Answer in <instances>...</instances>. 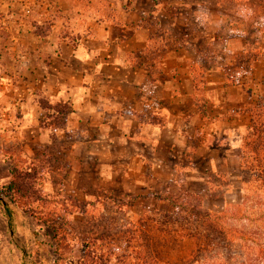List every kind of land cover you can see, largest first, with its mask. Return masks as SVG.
Segmentation results:
<instances>
[{"label": "crops", "instance_id": "0c3cea01", "mask_svg": "<svg viewBox=\"0 0 264 264\" xmlns=\"http://www.w3.org/2000/svg\"><path fill=\"white\" fill-rule=\"evenodd\" d=\"M91 1L76 9L86 21H77L75 41L37 34L19 18L29 9L11 12L10 34L0 37L3 165L19 169L14 163L43 156L60 163L64 189L78 191L85 179L98 192L120 187L134 194L133 208L169 203L171 190L206 182L219 161L240 160L250 124L244 85H263L264 54L249 74L229 79L253 46L227 28L221 8L196 0Z\"/></svg>", "mask_w": 264, "mask_h": 264}, {"label": "rangeland", "instance_id": "374dc122", "mask_svg": "<svg viewBox=\"0 0 264 264\" xmlns=\"http://www.w3.org/2000/svg\"><path fill=\"white\" fill-rule=\"evenodd\" d=\"M196 1L206 3L207 9L211 11L221 8L222 19L227 28L232 25L230 27L238 28L249 38L248 41L253 46V52L250 54H264V46H261L264 45V0H223L220 5L216 0ZM91 3V0H0V37L5 39V36L10 34L9 26L11 22H15V13L12 14V11L29 9L32 11L31 14L21 15L19 18L33 24L37 34H50L51 40L55 42L59 38L75 41L79 34L76 28L77 21L80 23L86 21V18L77 17L76 9L85 10ZM198 5L197 7H201V4ZM196 29L199 27L196 26ZM239 60L242 58L237 60L238 63ZM205 65L213 66L212 61L208 60ZM261 83L263 85L257 89L252 88L249 82L245 83L247 102L244 104L245 107L258 103L259 98L264 97V81ZM253 93L256 97L251 100L250 96ZM15 164L19 167L20 177L25 180V187L30 188V192L35 194L15 197L12 193L7 197L6 188L13 181L8 169H13V166H10L11 162L3 165L1 161L0 193L6 197L7 207L11 210L15 209L16 201L21 209L27 211L20 223L22 229L25 228L23 229L25 233L27 229L33 234L27 251L33 254L30 258L38 264H83L85 253L94 252L95 248L103 243L101 241L95 243L101 236L110 241L123 238L126 232L119 226L122 227L130 221L138 224L145 214L155 217L161 212L169 213L174 210L169 203H160L157 200L142 202L141 207L132 208L128 203L134 200L133 193H123L120 187L113 191L98 192L96 181L92 184L88 179L78 185L81 188L78 191L75 185L64 189L60 183V176L56 174L60 170V163L48 161L43 156L31 164H27L26 161H18ZM196 164V167L208 172V168L200 161H196ZM52 166L55 169L53 176L49 174ZM26 175H29L28 178ZM50 180H53L54 184H50ZM240 180V160H229L226 163L219 161L206 182L191 181L187 187H177L166 195L168 201L181 203L183 192H189L198 197L202 208L219 213L228 204L239 202L243 187ZM119 202H123V205ZM4 206L3 204L2 207ZM20 238L22 239V236ZM22 240L24 242V239ZM174 241L170 240L169 246L165 243L161 245L166 253L168 250L169 259L175 258L174 251L182 254L192 249L190 241L177 243ZM18 252L11 240L7 220L0 211V264H18L21 256Z\"/></svg>", "mask_w": 264, "mask_h": 264}, {"label": "trees", "instance_id": "16d2710c", "mask_svg": "<svg viewBox=\"0 0 264 264\" xmlns=\"http://www.w3.org/2000/svg\"><path fill=\"white\" fill-rule=\"evenodd\" d=\"M185 35L188 37V32ZM249 54L241 57L240 67L233 68L234 75L229 79L235 82L236 75L251 72V64L259 55ZM242 112L250 116V124L241 144L243 187L239 202L228 204L217 213L202 208L197 196L183 192L181 203L169 200L174 208L172 212H161L155 217L145 214L138 224L130 221L119 226L126 232L123 238L110 241L101 236L96 239L95 243H103L94 252L85 253L83 264H264V97L254 105L248 104ZM18 171V168L10 169L13 181L8 184L5 195L33 196L35 193L25 187V180ZM5 198L0 193V211L7 220L13 245L21 255L18 254V264H38L27 251L33 234L27 229L25 233L20 223L27 211L16 201L15 209L11 210ZM157 198L162 200L161 196ZM134 203L135 200H131L128 205ZM172 239L176 243L190 241L192 249L182 254L174 251L175 258L169 259L168 250L166 253L161 245L169 246Z\"/></svg>", "mask_w": 264, "mask_h": 264}]
</instances>
